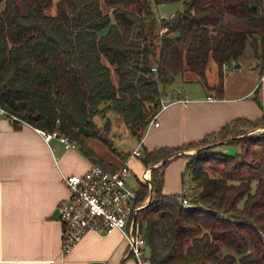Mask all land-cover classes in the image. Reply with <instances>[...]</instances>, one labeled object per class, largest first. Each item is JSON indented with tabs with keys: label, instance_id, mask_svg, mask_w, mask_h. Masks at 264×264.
<instances>
[{
	"label": "trees",
	"instance_id": "obj_1",
	"mask_svg": "<svg viewBox=\"0 0 264 264\" xmlns=\"http://www.w3.org/2000/svg\"><path fill=\"white\" fill-rule=\"evenodd\" d=\"M166 1L174 0H0V107L15 124L68 136L97 163L89 138L130 154L114 145L108 112H118L141 141L177 76H198L222 97L225 65L244 62L247 49L264 72V0H183L182 9L160 17L154 5ZM255 99L260 117H235L200 140L151 149L141 142L142 163L153 166L150 187L137 175L139 202L152 189L139 212L152 264H264V129L246 133L264 126V103ZM257 146L262 158L249 159ZM177 156L187 158L201 188L191 196L164 192L166 166ZM210 162L223 164L227 176L259 174L255 189L250 179L209 176L203 166Z\"/></svg>",
	"mask_w": 264,
	"mask_h": 264
},
{
	"label": "crops",
	"instance_id": "obj_2",
	"mask_svg": "<svg viewBox=\"0 0 264 264\" xmlns=\"http://www.w3.org/2000/svg\"><path fill=\"white\" fill-rule=\"evenodd\" d=\"M103 9L112 12L105 3ZM247 59L245 66L243 62L240 67L225 65L222 97L206 88L183 96L166 92L163 98L168 105L158 113L159 125L146 127L142 146L181 145L202 139L235 117H260L263 111L255 96L264 103V72L260 73L252 57ZM209 69L217 76L209 83L214 85L218 71L213 58L207 73ZM130 159L131 164L143 166L139 159ZM93 162L80 149L66 147L59 136L46 140L38 127L15 124L0 112V264H137L127 254L119 229L105 235L90 229L69 253L61 254L59 204L70 195L62 174H83ZM175 163L179 162H172L169 168ZM148 168L144 166L143 173ZM168 169L164 192H180V185L176 189L172 181L174 187L170 186L175 169L171 173Z\"/></svg>",
	"mask_w": 264,
	"mask_h": 264
},
{
	"label": "built area",
	"instance_id": "obj_3",
	"mask_svg": "<svg viewBox=\"0 0 264 264\" xmlns=\"http://www.w3.org/2000/svg\"><path fill=\"white\" fill-rule=\"evenodd\" d=\"M163 97L160 110L168 105ZM160 110L151 116L147 128L154 124L159 125L157 117ZM0 112L6 113L1 107ZM38 131L46 140L59 136L66 147L77 146L75 141L57 131L42 128H38ZM129 155L113 169L93 162L83 174H62V181L70 190L69 197L59 204V218L62 222V255L69 253L90 229L103 235L119 229L125 238L127 254L133 255L137 264H152L147 252L148 240L145 228L139 221L140 209L145 206L148 198L139 202V182L131 181L133 168L130 166V158L141 157V146H137ZM148 170L149 174H147ZM143 179L151 186V169L148 168L143 173ZM182 202L185 206L190 204L187 198Z\"/></svg>",
	"mask_w": 264,
	"mask_h": 264
},
{
	"label": "rangeland",
	"instance_id": "obj_4",
	"mask_svg": "<svg viewBox=\"0 0 264 264\" xmlns=\"http://www.w3.org/2000/svg\"><path fill=\"white\" fill-rule=\"evenodd\" d=\"M183 7V0H174V1H166L162 3H158L154 5L155 11L158 16L160 17H168L170 16L171 12H175L179 9H182ZM50 9L49 11H51ZM250 50L247 49L246 53L243 55V59H247L249 57ZM248 60V59H247ZM247 60H244V66L247 63ZM107 62V60H105ZM242 63V61H239ZM108 63V62H107ZM230 68H233L234 63L230 64ZM187 77H194L193 75H190V73H185L183 76L179 75L177 76L175 82H173L170 85H167L165 88V91L169 95H187L188 93L192 92L194 93H200L202 90L204 91L205 88L208 90L206 85L201 82V80L198 78V76H195V79H187ZM116 75L114 74V79H116ZM217 76L216 73H214L213 70L209 69L207 73V80L209 83H212L216 81ZM108 115L111 116L112 118V128L110 132V137L113 139V143L116 146L118 151H123L126 153H131L137 146H141L140 140L137 137V135L133 134L127 124L125 123L123 117L115 111H110L108 112ZM98 123L102 124L104 119L103 117H97ZM264 129V126H260L256 129L250 130L249 132H246L247 134L251 135H256L259 134L262 130ZM86 147H90L93 149L94 157H97V163L101 164L102 166L105 167H111V166H118L119 164L122 163L123 159L130 156L128 154H125V156H122L120 153L113 152L112 150L109 149V147L104 144L101 140L96 139V138H89L86 141ZM76 148L80 149L82 152H84L81 148V144L77 142ZM144 148L141 147V151L143 154ZM219 150H225L229 153H235L236 151H239V148L236 147H228L225 145H220ZM242 151V149H240ZM196 149H190L189 151H186V153H193L195 152ZM255 154V155H254ZM253 156H249V159L252 160V157H255L257 160L261 159L259 157V154H262V148L257 146V149L254 151ZM142 156L141 158H136L142 161ZM178 161L179 163H175L171 169L169 166L172 164V162ZM186 162L187 158L184 156H179L175 157L172 159L168 165L166 166L167 169H170V172H173V169H175V180H171L170 178L167 179V182L171 180L170 186L174 187L176 189H180L188 194V196H191L198 192L201 188L198 184V181L193 178V175L191 173V170L186 169ZM161 163V162H159ZM158 163V164H159ZM143 164V163H142ZM141 164V165H142ZM130 166L133 168V178H132V183H136L137 178H136V172L139 173V176L141 175L143 177V170H144V165L140 166L139 164L134 165L130 163ZM149 169H151L149 167ZM168 169V171H169ZM203 169L208 173L209 176L211 177H227L230 182H235L239 183L242 179H250L252 181V186L253 189H255L258 181L259 174L251 171L250 169H245L243 172V175H236V174H231L230 176H227L225 173V168H223V164H216V163H207L203 166ZM170 177V176H169ZM174 186H173V182ZM150 187V185H149ZM150 194L151 190L149 192V195L147 196L148 201L145 205H147L150 202ZM146 198V199H147ZM242 205V202L240 203ZM140 221V219H139ZM230 250L227 247H223L221 253L224 254L226 252H229Z\"/></svg>",
	"mask_w": 264,
	"mask_h": 264
},
{
	"label": "water",
	"instance_id": "obj_5",
	"mask_svg": "<svg viewBox=\"0 0 264 264\" xmlns=\"http://www.w3.org/2000/svg\"><path fill=\"white\" fill-rule=\"evenodd\" d=\"M242 65L241 62H234V67H240ZM256 65H259V62H257ZM158 165V164H157ZM153 166H151L150 168H152ZM151 198H152V189H151V194H150V201H151Z\"/></svg>",
	"mask_w": 264,
	"mask_h": 264
}]
</instances>
